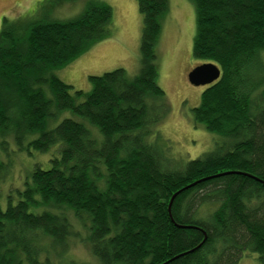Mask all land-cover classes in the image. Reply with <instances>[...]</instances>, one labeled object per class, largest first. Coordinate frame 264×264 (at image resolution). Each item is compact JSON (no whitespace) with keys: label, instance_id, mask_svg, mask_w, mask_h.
Instances as JSON below:
<instances>
[{"label":"trees","instance_id":"trees-1","mask_svg":"<svg viewBox=\"0 0 264 264\" xmlns=\"http://www.w3.org/2000/svg\"><path fill=\"white\" fill-rule=\"evenodd\" d=\"M190 1L192 56L220 69L192 119L220 142L177 167L146 137L167 110L154 51L167 0H136V74L89 75L87 92L54 71L110 34L109 4L71 20L1 18L0 179L11 142L48 158L0 207V264H237L246 252L264 264V0ZM72 220L95 263L66 256Z\"/></svg>","mask_w":264,"mask_h":264},{"label":"rangeland","instance_id":"rangeland-1","mask_svg":"<svg viewBox=\"0 0 264 264\" xmlns=\"http://www.w3.org/2000/svg\"><path fill=\"white\" fill-rule=\"evenodd\" d=\"M91 1L95 0H0V24L3 16L9 20L21 17L25 21L75 19ZM101 1L112 7V20L108 26L110 34L94 43L69 64L54 71L60 79L73 86V89L84 92L91 87L89 75H100L116 68H123L129 75H134L140 64L142 15L138 11L136 0ZM167 6L166 11L159 17L161 29L154 47L157 84L165 92L167 110L150 125L146 137L158 149L164 150L170 165L177 167L189 159L216 149L220 137L198 123L194 125L192 119L191 108L200 103L201 92L207 86L193 85L187 79L190 69L206 62L192 56L196 28L194 5L190 0H167ZM154 112L151 108L150 114L153 115ZM65 117L86 123L70 111L65 112ZM8 147L16 152L9 158L6 176L0 179L2 209L8 203H16L19 197L17 192L24 190L26 182L30 181L29 173L34 164L45 161L44 166H47L48 158V154L35 151L27 154L17 150V145L13 142ZM30 211L36 209L30 208ZM72 224L80 235L78 238L70 237L74 240L69 243V253L66 256L77 262L95 263L96 258L89 244L80 239L85 236L84 226L76 220H72ZM237 264L260 263L254 253L246 252Z\"/></svg>","mask_w":264,"mask_h":264},{"label":"water","instance_id":"water-1","mask_svg":"<svg viewBox=\"0 0 264 264\" xmlns=\"http://www.w3.org/2000/svg\"><path fill=\"white\" fill-rule=\"evenodd\" d=\"M220 76V69L212 62H205L194 66L187 73L188 81L193 85H208ZM174 196V195H173ZM171 200V199H170ZM170 211V201L168 204Z\"/></svg>","mask_w":264,"mask_h":264}]
</instances>
